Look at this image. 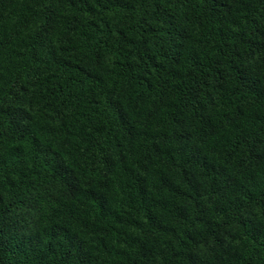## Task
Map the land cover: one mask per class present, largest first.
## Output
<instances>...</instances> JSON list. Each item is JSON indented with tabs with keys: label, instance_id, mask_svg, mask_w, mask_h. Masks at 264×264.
Instances as JSON below:
<instances>
[{
	"label": "trees",
	"instance_id": "trees-1",
	"mask_svg": "<svg viewBox=\"0 0 264 264\" xmlns=\"http://www.w3.org/2000/svg\"><path fill=\"white\" fill-rule=\"evenodd\" d=\"M0 264H264V0H0Z\"/></svg>",
	"mask_w": 264,
	"mask_h": 264
}]
</instances>
